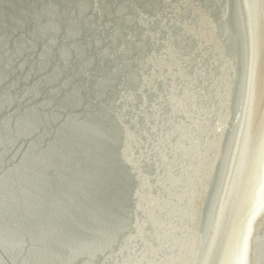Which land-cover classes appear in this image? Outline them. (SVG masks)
<instances>
[{
	"label": "water",
	"instance_id": "obj_1",
	"mask_svg": "<svg viewBox=\"0 0 264 264\" xmlns=\"http://www.w3.org/2000/svg\"><path fill=\"white\" fill-rule=\"evenodd\" d=\"M253 44L247 0H0V264H189L192 242L229 264L264 164V14L250 102Z\"/></svg>",
	"mask_w": 264,
	"mask_h": 264
},
{
	"label": "snow or ice",
	"instance_id": "obj_2",
	"mask_svg": "<svg viewBox=\"0 0 264 264\" xmlns=\"http://www.w3.org/2000/svg\"><path fill=\"white\" fill-rule=\"evenodd\" d=\"M247 7L249 9V23L250 30L253 33V52L249 60L248 65V79H249V101L255 100V82L257 74V54L255 49V32L256 26L259 20L264 14V0H247ZM174 40L176 37L173 38ZM110 51V50H109ZM108 53L106 52L105 55ZM70 59V57H69ZM37 132L42 131L37 128ZM40 164H44L45 161H40ZM264 213V164H262L261 171L258 176L254 178L253 187L250 195V209L246 223L242 226L238 233L235 244L227 251L226 255L229 260V264H251L255 256L254 245L260 240L264 239L257 234L254 229V224L257 217ZM145 227H148L145 225ZM143 235V233H141ZM139 239V237H137ZM152 243L156 245V251L160 252L162 249H167L168 244L163 243V239L156 237ZM175 251V249H172ZM186 251V256L189 264H209V261L214 260L212 248H208L206 251L196 242H192L187 245V248L181 247V252Z\"/></svg>",
	"mask_w": 264,
	"mask_h": 264
}]
</instances>
